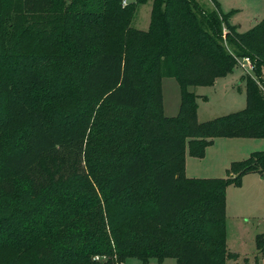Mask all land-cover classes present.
<instances>
[{
  "label": "trees",
  "instance_id": "1",
  "mask_svg": "<svg viewBox=\"0 0 264 264\" xmlns=\"http://www.w3.org/2000/svg\"><path fill=\"white\" fill-rule=\"evenodd\" d=\"M212 1L154 0L143 31L131 23L147 0H0V131L29 125L23 149L0 142V264L236 260L226 191L249 174L264 180V151L223 179L188 178L185 154L203 158L218 138L264 140V20L241 32ZM244 58L245 109L200 123L190 89ZM166 77L181 89L175 117L164 114ZM69 87L104 91L94 123L96 101L61 111Z\"/></svg>",
  "mask_w": 264,
  "mask_h": 264
},
{
  "label": "rangeland",
  "instance_id": "2",
  "mask_svg": "<svg viewBox=\"0 0 264 264\" xmlns=\"http://www.w3.org/2000/svg\"><path fill=\"white\" fill-rule=\"evenodd\" d=\"M124 1L128 5L138 3L139 0ZM153 1L147 0L146 3L137 4V12L131 23L133 28L149 30ZM196 1L208 9L215 8L212 0ZM215 1L223 13L231 15V24L237 26L241 32L250 31L264 20V0ZM243 64L245 66H242ZM57 75L63 77L61 71ZM248 75L253 76V70L248 62L240 59L234 72L218 79L214 86L191 88L190 90L197 95L198 121L208 122L245 109V77ZM71 91L70 87L66 91H61L63 100H65L61 105V111L76 113L78 111L73 109L78 108L79 103L91 106V103L96 101L93 112L89 113L90 121L94 123L98 112L104 105V91L101 90L91 98L79 95V93L72 96ZM162 95L164 114L167 117L177 116L181 104V89L174 78L163 79ZM109 116L111 117V114ZM28 133L29 125L18 131H0V142L6 152H17L25 147ZM260 151H264L263 139L218 138L206 149L203 158L191 156L187 145L186 176L197 179L226 178L227 170L233 162L249 158L250 152ZM260 177L258 174L244 176L240 187L230 186L226 191V242L229 251L236 255V260L229 259L227 264H264V251L258 245V237L263 236L264 238V180L261 181ZM95 259L107 260L108 258L98 256ZM150 263L157 264V261L151 260ZM124 264L143 263L137 259H127ZM163 264H176V261L167 259Z\"/></svg>",
  "mask_w": 264,
  "mask_h": 264
},
{
  "label": "built area",
  "instance_id": "3",
  "mask_svg": "<svg viewBox=\"0 0 264 264\" xmlns=\"http://www.w3.org/2000/svg\"><path fill=\"white\" fill-rule=\"evenodd\" d=\"M123 5L126 6V5H127V2L124 1V2H123ZM242 60L248 62L249 65H250L251 70H253V69H252V63H251V60H250L249 58H244V59H242ZM239 61H240V60H239ZM242 66H245V64H243Z\"/></svg>",
  "mask_w": 264,
  "mask_h": 264
},
{
  "label": "crops",
  "instance_id": "4",
  "mask_svg": "<svg viewBox=\"0 0 264 264\" xmlns=\"http://www.w3.org/2000/svg\"><path fill=\"white\" fill-rule=\"evenodd\" d=\"M251 140V139H250ZM249 153V152H248ZM250 155L252 154L251 152L249 153ZM249 155V156H250ZM251 175H255V174H249V175H247V176H251ZM247 176H245V177H247ZM259 176V175H258ZM261 178V177H260ZM263 179L261 178V181H262Z\"/></svg>",
  "mask_w": 264,
  "mask_h": 264
}]
</instances>
